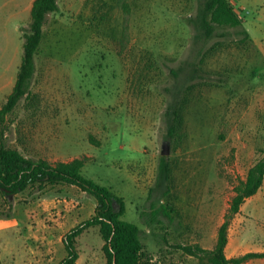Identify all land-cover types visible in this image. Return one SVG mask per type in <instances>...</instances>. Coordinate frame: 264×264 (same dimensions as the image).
I'll list each match as a JSON object with an SVG mask.
<instances>
[{"label":"rangeland","instance_id":"obj_1","mask_svg":"<svg viewBox=\"0 0 264 264\" xmlns=\"http://www.w3.org/2000/svg\"><path fill=\"white\" fill-rule=\"evenodd\" d=\"M17 1L0 0L2 46L13 37ZM235 1L258 46L239 28L204 38L203 0H59L30 94L7 116L9 147L53 164L87 158L82 175L124 199L123 220L140 228V264H208L173 246L213 249L236 186L263 157L264 0ZM13 201L22 238L9 231L0 253L4 243L42 249L36 233L65 232L97 206L71 185H34ZM243 214L249 247L264 248V205L248 203ZM104 244L99 227L85 231L76 264H106Z\"/></svg>","mask_w":264,"mask_h":264},{"label":"trees","instance_id":"obj_2","mask_svg":"<svg viewBox=\"0 0 264 264\" xmlns=\"http://www.w3.org/2000/svg\"><path fill=\"white\" fill-rule=\"evenodd\" d=\"M60 11L59 0H34L31 20L26 28H21L23 36V57L13 92L0 109V195L6 200L8 211L0 212V218L12 219L14 208L13 198L30 187L37 185L39 190L47 186L73 185L82 192L95 198L97 206L90 218L70 229L63 238L67 252L59 264H76L80 258L78 239L88 229L99 227L105 242L103 250L106 264H140L142 243L140 228L123 220L126 204L110 188L87 179L81 173L87 158H76L69 162L51 163L45 159L26 157L20 150L9 147L6 143L5 128L7 116L18 106L19 102L28 97L32 79L36 71L35 57L44 38V28L48 15ZM197 25L204 38H211L218 27L239 28L240 33L249 38L248 31L229 0H203ZM196 70V69H194ZM197 73V71H196ZM176 110L174 115L176 116ZM176 130V118L170 125L169 132L173 136ZM92 143L98 144L95 138ZM263 157L249 169L245 180L235 188L231 206L225 220L219 227L216 245L213 249H204L200 245H174L176 249L197 258H206L208 264H243L252 258H264V253H248L234 259L226 257L228 231L233 218L240 212L246 199L256 195L264 184V150ZM161 176L164 181L169 178V164L162 160ZM156 214V213H155Z\"/></svg>","mask_w":264,"mask_h":264},{"label":"crops","instance_id":"obj_3","mask_svg":"<svg viewBox=\"0 0 264 264\" xmlns=\"http://www.w3.org/2000/svg\"><path fill=\"white\" fill-rule=\"evenodd\" d=\"M229 1L234 5L238 17L244 24L246 22V19L245 21L241 19L242 17L240 16V14L243 15V13H241L240 9H237L235 5L237 4L238 1L235 0H229ZM33 3L34 0H18L14 5H11V10L13 11L14 14L13 17L15 18L13 37L11 40L3 43V46L0 43V109L7 102V99L13 92V89L16 84L17 75L20 66L22 64V57H23L24 41H23L21 27L29 25L31 20V10ZM242 8L243 7H241V9ZM0 9H1L0 14H1L2 13L1 6ZM3 9L5 11H8L9 5L7 4V1L4 3ZM6 23H7V19H5V22L2 23V19L0 15V28H2V26H6ZM250 38L255 45H257V43H259L258 41H260L258 38L254 39L251 36ZM25 156L30 157L29 155H25ZM263 197H264V184L256 195L246 199L244 204L241 206L240 212L233 218L231 225L229 227L228 244L225 250L226 257L228 259L238 258L248 253H264V248L254 250L249 247L248 245L249 239L244 234L243 231V224L245 222V219L248 217V216L247 217L243 216L246 206L248 205V203H254L255 207L261 206V204L264 205ZM11 221H15V224L12 226H8L7 222H11ZM70 229L66 230L65 232H60L61 231L60 228L58 227L56 228V226H53L52 229L47 232H44L42 234L36 233V236L38 237L37 239L43 240L42 249L39 247L38 249L33 248L32 251H30V250H25L23 248L21 249L19 247H8L9 243L7 245H5L4 243L2 247L4 249L2 250V253H0V257H1L0 260L2 261L5 259H9L10 257L11 264H59L67 255V252L63 244V238ZM9 231L12 234V236L13 234H15V238H16L15 242L22 238V235L20 234V228L17 218H12V219L0 218V240L7 237ZM0 246H2L1 243ZM243 264H264V258H252L247 260Z\"/></svg>","mask_w":264,"mask_h":264}]
</instances>
